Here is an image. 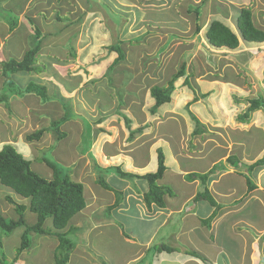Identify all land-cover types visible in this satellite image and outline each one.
<instances>
[{
	"label": "crops",
	"instance_id": "obj_1",
	"mask_svg": "<svg viewBox=\"0 0 264 264\" xmlns=\"http://www.w3.org/2000/svg\"><path fill=\"white\" fill-rule=\"evenodd\" d=\"M57 3L56 0H0V92L4 89L6 78L2 73V62L9 59L21 60L24 53L30 48L31 38L36 30L40 34V49L36 64H39L42 69L32 72L34 81L45 85L47 91L52 86H56L59 91V97L44 102L34 93L15 96L9 94L6 101H0V148L3 144L10 143L28 160L33 159L32 151H36L42 141L48 140L47 137L53 139L52 143L54 140L65 138L66 132L63 130L65 125L63 122L58 125V129L65 133L62 138H57V134L53 130L47 131V129L37 140H27L26 136L37 129L48 128L49 121L56 120L64 114L62 102L69 103L74 111L82 109L83 103L86 102L85 95L81 93L82 91L78 89L77 85H74V81L66 84L65 81L67 80L64 77H67V74L63 76L60 71V63L67 58L66 56L70 55V51H67L61 44L71 39L73 44L70 49L75 51L74 42L76 38L78 39L82 20L80 21V15L72 17L71 14L67 13L70 15L69 21H64V24H62L60 14L57 12L55 14V9L51 10L52 5H57ZM79 9L82 14V8ZM56 10L58 11V9ZM85 10L92 13V9ZM53 13L55 16L51 17ZM69 13L73 12L70 11ZM14 17L16 18V25L10 29L9 23ZM69 25L74 26L71 29L74 30L73 35L65 31ZM60 26L61 28H59ZM78 44L80 45V43ZM122 71L124 72V70ZM20 72L23 71L10 72L11 79L13 74ZM186 74L188 73L186 72ZM181 77L183 79L180 83H185L186 75ZM190 77L188 74L189 81ZM57 78H60L61 81L58 82ZM128 79L130 78L128 77ZM26 84L25 82L20 87H24ZM178 85L180 86L179 83ZM186 85L190 86V82ZM174 86V91H176L177 86L175 84ZM75 90L78 92L75 93ZM188 90L190 96H185L186 102L183 105V112H180L181 114L165 112L168 113V116L165 118L163 115L164 119L156 123V127L151 130L153 134L150 139H144L142 136L140 143L137 144V142L133 143L132 141L131 154L126 155L134 157V153L139 146V148H146L149 153L153 152L154 159V155H157V150L160 149L164 155L166 168L158 183L170 184V182H173L174 190L178 192L177 197L179 195L178 199L175 200L177 197L173 198L172 195H165L164 207L152 204L147 208L142 200V194L148 187L146 180L136 177L132 179L120 177L122 181L126 180L124 181V188L115 190L122 192V199L119 204L110 208L116 200L114 190L106 189L97 183L99 175H96L93 171L88 173L87 183H90V186L96 183L106 192L100 189L94 190L93 186L92 188L88 187L78 176L82 173V170L89 171L90 166L87 167L88 164H86L78 174L75 169L80 170L81 167L78 166L80 164H72L76 176L75 181L83 185L85 206L71 217L67 226L62 230L68 231V234L73 236V239L70 240L73 246L69 249L65 264H145L146 258L148 261L150 259L149 262L147 261L148 264H259V262L263 264V259L259 258V251L261 246H264V222H260V226L252 223L249 217L250 213L243 212L237 206L241 204L239 202L246 198L242 204H245V208L249 209L247 206L253 201L257 209L256 214L264 218V164L255 166L252 169L248 168L250 164L263 156L260 154L264 153V130H254L255 133L260 134L263 140L261 149L253 157H249V154L247 156L246 154L242 155V152L245 153L246 151L245 147L239 149L241 153L236 152L234 154L233 152L226 153L224 151L223 157L220 155L219 159L216 155L218 149L215 150L214 147L208 149L204 154L203 150H194L196 144L192 143V137L195 135H192L191 132L195 125L193 121L192 124L187 123L188 110L201 123L203 122L198 114L190 108L187 109L186 105H192V108L199 106L201 98L198 97L199 95L194 94L192 90ZM77 95L84 98L82 103L81 100L78 101L79 97ZM193 98L195 99L193 100ZM148 99L151 106L154 100L151 96ZM171 100L158 108L162 107L159 110L160 113L173 104V100ZM173 108L176 107L173 106ZM157 111L149 115L160 117ZM166 119L177 123L179 128L181 123L184 128V132L181 134L179 142H176L177 147L174 150L170 146V142L163 145L164 149L160 146L161 140L165 141L164 138H166L163 132H160V125ZM248 123L240 124L245 125ZM120 130L124 132L122 128ZM143 130L140 132L143 133ZM204 131L206 130L204 129ZM248 131L250 132L249 129ZM185 135L187 136L185 140L186 148L183 150ZM239 136L237 135L238 140L235 143L242 146ZM162 137L163 139L158 140ZM253 137L255 138L254 135ZM151 139L153 141H149ZM248 139L246 140L248 141ZM106 145L110 146V142H106ZM232 146H234L233 143L231 148ZM246 147L248 148V146ZM190 148L193 152L197 151L201 154V160L204 158L206 162L192 164L197 155L189 154L187 151ZM229 155L235 156V160L232 162L227 161ZM258 156L259 158H256ZM180 157L184 164H181ZM135 160L136 164H93V167L94 171L95 166H99L104 172L108 173V170H105L106 168L119 165L122 170L137 174L154 172L157 168V156L156 164H150V159L147 158L146 161L145 158L140 161L135 157ZM189 161H191L190 164H187ZM47 167L51 172L44 174V178L49 179L52 176V169L48 165ZM168 168L173 171L179 180L175 181L170 178L171 181L167 177ZM247 179L255 187L249 189ZM140 180L142 183L138 182ZM117 187L119 186L117 185ZM187 187L188 190L184 193ZM204 187L215 202L211 203L207 198L197 197V193L202 191ZM6 195H9L17 204L27 205L28 199L19 196L9 187L0 183V212L5 217L16 219L17 213L5 199ZM247 201L250 202L247 203ZM103 209L108 211L109 216L102 217L100 215L99 211ZM23 218L27 226L34 224L37 219L36 214L30 212L27 207L23 211ZM48 223L51 224L49 218L44 221L43 228L50 234L29 232V246L21 250L18 255L9 253L7 257L10 262L7 264H55V248L59 241L55 235L57 230L53 228L52 224L47 226ZM171 223H175L174 229H172ZM242 224H244L245 229H241L239 226ZM166 225L170 229L162 231V228ZM202 228L204 229L203 234L201 233L202 236L195 235V231ZM212 229L214 232L209 234ZM23 231L24 227H22ZM4 236L0 240L1 246L3 245ZM194 241L199 243L198 249L191 246ZM20 242L21 235L17 248H19Z\"/></svg>",
	"mask_w": 264,
	"mask_h": 264
},
{
	"label": "rangeland",
	"instance_id": "obj_2",
	"mask_svg": "<svg viewBox=\"0 0 264 264\" xmlns=\"http://www.w3.org/2000/svg\"><path fill=\"white\" fill-rule=\"evenodd\" d=\"M57 1V5H52L51 10L55 9L54 13L60 14L62 24L64 21H69L70 15L68 14H71L72 17L80 15V21L82 20L78 39L76 38L77 42H74L75 56L68 55L63 62L60 61V71L63 76L67 74V77H64L65 80L74 81V85H77L78 89L82 91L81 93L85 95L87 104L84 102L83 108L79 111H74L69 104L67 109L69 119L63 122L65 138L54 140L53 143V139H49L50 137H47L48 140L42 141L38 145V149L32 151L33 159L30 160L32 170L43 177L44 174L51 172L45 164L44 158L57 163L63 173H68L73 180H76L72 164H80L78 165L81 167L80 170L75 169L78 174L82 167L88 164L89 171L84 168L80 177L78 176L85 185L90 186L86 179L89 178L88 173L93 171L96 175L102 174L106 182L114 189L122 190L126 180L122 181V178L114 174L115 172L108 171L107 173L100 167H96L94 171L93 164H136L135 157L140 161L143 158L146 161L147 158L150 159V164H156L157 155H154L153 159V152L149 153L146 148H139L138 145L134 157L126 155L131 154V146L134 142L140 143L142 136L144 139H150L153 134L151 130L156 127L157 122L164 119V116L166 118L169 112L177 114L183 112L185 96H190L188 89L199 95L198 97L201 99L199 106L195 105L196 107L192 108V105H186L187 109L190 108L197 113L202 122L206 124H204L206 131L192 137V143L196 144L194 150H203L204 154L208 149L214 147L215 150L218 149L216 155L219 159L224 151L235 154L240 152L241 147H245L246 151L242 152V155L249 154V157H253L261 149L263 139L254 130H264L263 109L253 111L249 119L251 121L245 125L238 123L235 116L247 106L245 99L256 97L259 93L264 96V42H245L239 37V45L235 49L214 48L208 44L204 33L211 20L219 19L239 36L235 17L242 7L250 8L255 26L264 29V0H204L198 20L194 7L203 0ZM96 2L102 3L101 6H98ZM89 5L92 8H88ZM213 7L216 9L212 11ZM79 8H82V14ZM85 9L93 10L91 13L86 12ZM70 11L73 13H69ZM54 13L51 14V17ZM196 21L201 23V28L197 32L194 31ZM72 28L74 26L69 25L65 31L73 35ZM116 38L121 40L120 47L126 56L115 67L109 69L108 66L116 53L107 48ZM72 44L70 39L61 45L67 51L72 52L73 50L70 49ZM182 61L187 62L186 72L191 76L190 86L180 83L182 77L177 79L174 84L177 86L179 83L180 86L178 85L177 90L172 92L173 104L162 113L159 112L162 107L158 109L157 113L160 117L149 115V87L153 84L165 85ZM108 77L111 78L110 81ZM12 79L14 84L19 87L25 82L34 80L32 72L13 74ZM56 80L61 81L60 78ZM14 84L11 87V92ZM77 92L75 90V93ZM13 95L15 96L14 93ZM77 96L80 98L78 101L81 100L82 103L84 98H81L80 95ZM64 104L66 103L61 105L64 107ZM92 106L94 107L92 108ZM126 116L130 120L128 125L124 121ZM186 116L187 123L192 124L190 116L188 114ZM51 121L48 122L49 126ZM126 125L131 127V130L138 126H144L143 133L139 132L141 133L139 135L136 133L133 140L128 142L127 136L130 129L127 130ZM179 125L180 128L177 123L169 121V119L162 122L160 132H163L166 137L165 141L161 140L160 142L162 149L167 142H170L173 150L176 149V142H179L181 134L184 132L183 125L181 123ZM121 128L124 132L120 130ZM94 130L97 131L95 137ZM145 132L146 134H144ZM237 135H240L242 146L235 143L238 140ZM248 138L255 140L251 141ZM152 139L149 141H153ZM159 139H163V137ZM186 139L185 135L183 150L186 148ZM106 142H110V146L106 145ZM232 143L234 146L231 148ZM187 152L197 155L192 164L206 162L204 158L201 160V154L197 151L193 152L190 148ZM180 161L181 164H184L181 157ZM167 177L175 181L179 180L169 168ZM138 182L142 183L141 180ZM172 183L170 182L169 186L171 185L170 187L173 189L172 197L176 198L178 192L174 190ZM92 186L94 190L100 189L106 192L96 183H93L90 188ZM187 190L188 187L185 188L184 193ZM245 199L239 202L241 204L237 207H240L243 212L250 213L249 217L252 223L260 226L259 223L264 222L263 216L259 217L256 214L257 209L253 201H247V203L250 202L247 206L249 209L245 208V204H242ZM99 213L102 217L109 216L108 211L104 209ZM171 225L174 229L175 223H171ZM245 225L247 226V223ZM47 226H51V224L48 223ZM239 226L241 229H245L244 224ZM169 229L166 225L162 231ZM21 232L22 227H19L4 236L1 250L4 252L7 262H10L7 257L9 253L15 255L17 253L16 246L19 244ZM203 232V228L196 230L195 235L200 237ZM213 232L212 229L209 234ZM68 238L71 240L73 236L68 234ZM198 245L199 243L194 241L191 246L198 249ZM259 258L263 259L264 264V246H261ZM147 261L146 258L145 264H148L150 259ZM259 264L261 263L259 262Z\"/></svg>",
	"mask_w": 264,
	"mask_h": 264
},
{
	"label": "trees",
	"instance_id": "obj_3",
	"mask_svg": "<svg viewBox=\"0 0 264 264\" xmlns=\"http://www.w3.org/2000/svg\"><path fill=\"white\" fill-rule=\"evenodd\" d=\"M90 1V0H88ZM101 6L102 3H97ZM204 5V0L194 7L196 19L200 16V9ZM90 6V5H89ZM88 7V6H87ZM89 8V7H88ZM90 8H92L90 6ZM221 8V7H217ZM216 7L212 8V11ZM93 10V9H92ZM236 27L239 32V36L223 21L219 19H213L208 24L205 30V37L209 45L214 48H227L235 49L239 45V37L245 42L263 43L264 42V29L255 26L250 8L242 7L239 9L235 17ZM16 25V18H12L9 23V28L12 29ZM201 23H195V32L199 31ZM40 34L36 30L34 36L31 38L30 48L24 53L21 60L9 59L2 62V73L6 77L4 81L3 91L0 92V101H6L9 94L23 95L25 93H34L41 98V101H48L59 97V91L57 87H50L47 91L46 86L40 83H36L34 80L28 81L24 87H18L11 79L10 72L23 71V72H37L39 71V64H36L38 51L40 49ZM121 40L116 38L115 41L108 46V50L115 51L116 56L113 58L110 68L115 67L120 61L124 59L126 54L120 47ZM70 52L72 57L75 56V51ZM187 62L182 61L179 68L171 74L165 85L153 84L149 87V95L153 98L154 102L149 107V112L154 114L157 109L171 100L172 92L174 91L175 81L186 75L184 82L188 84V74H186ZM109 78V77H108ZM111 78L108 80L110 81ZM67 84L68 81H65ZM14 84L13 91L12 86ZM120 95V94H118ZM195 98H193L194 100ZM247 106L238 114L235 119L238 123H248L250 115L257 109H263L264 111V96L259 93L256 97L245 99ZM69 102V101H68ZM65 103V102H64ZM63 104V102H62ZM65 112L58 119L51 121L49 128H40L31 134L27 135V140H37L46 131V129L53 130L57 134V138H62L65 133L58 129V125L61 122L69 119L68 111L69 103L64 104ZM188 115L194 122V129L191 132L192 135H198L204 132V124L188 110ZM124 121L127 125L130 123L129 118L126 116ZM94 125V124H93ZM126 125L128 130L127 139L131 140L136 132H140L144 129V126H140L131 130ZM97 131L94 130V137ZM46 164L52 169V176L49 179L44 178L37 172L31 169L30 160L25 159L21 153H19L15 147L6 143L0 148V183L6 187H9L16 194L23 198H27V205L17 204L9 195L5 196V199L13 206L17 213V218L5 217L0 212V240L1 237L10 233L18 227H24V231L21 234V242L19 248H17L18 255L21 250L29 246V232L50 234L43 228V223L46 219H51V224L57 232L55 235L58 238V245L55 248V264H65L68 258L69 249L73 246L68 238V231H62L69 223L71 217L78 213L85 206L83 198V185L82 183L73 180L68 173H63L57 166V163L44 159ZM235 156L229 155L227 161H234ZM97 164V163H96ZM264 164L263 156L250 164L248 168L252 169L255 166ZM97 167V166H95ZM99 167V166H98ZM164 155L160 149L157 150V168L154 172H146L144 174H137L130 171L122 170L121 166H109L105 170L115 172L119 177L132 179L136 177L138 179L146 180L148 187L142 194V200L146 207L149 208L152 204H156L158 207H164L165 195H172L173 189L166 183H158V180L162 178L165 171ZM101 170H103L101 168ZM200 176V175H199ZM202 177V176H201ZM97 183L102 187L113 189L100 174L97 178ZM247 185L249 189H252L254 184L247 179ZM116 200L110 208L119 204L122 199V192L115 190ZM207 198L211 203L215 202L209 195L208 190L204 189L197 193V197ZM28 208L30 212L36 214V222L30 226L25 225L23 218V211ZM206 219L204 220V222ZM208 221V220H207ZM61 230V231H60ZM163 247V246H162ZM7 259L4 252L1 250L0 241V264H7Z\"/></svg>",
	"mask_w": 264,
	"mask_h": 264
}]
</instances>
